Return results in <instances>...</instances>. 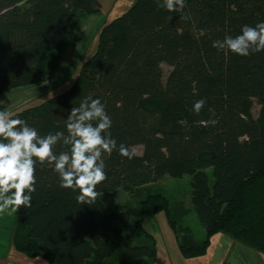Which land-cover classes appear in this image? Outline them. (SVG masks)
<instances>
[{"label":"trees","instance_id":"1","mask_svg":"<svg viewBox=\"0 0 264 264\" xmlns=\"http://www.w3.org/2000/svg\"><path fill=\"white\" fill-rule=\"evenodd\" d=\"M100 11L99 0H0V93L50 81L64 49L77 44V20ZM261 21L264 0H186L176 12L136 0L106 24L73 84L11 115L44 136L66 131L67 116L84 98H99L117 145L143 152L131 160L115 150L103 155L107 180L91 205L59 186L54 165L37 164L32 206L18 211L16 249L48 264H151L158 244L144 223L164 212L186 259L205 255L219 233L264 255V52L242 57L212 47ZM163 64L172 67L166 80ZM199 99L206 104L196 114ZM185 175L206 233L199 242L182 237L162 194H146L133 225L128 204L106 210L104 193H135Z\"/></svg>","mask_w":264,"mask_h":264},{"label":"clouds","instance_id":"2","mask_svg":"<svg viewBox=\"0 0 264 264\" xmlns=\"http://www.w3.org/2000/svg\"><path fill=\"white\" fill-rule=\"evenodd\" d=\"M158 8L176 12L186 7V0H156ZM188 20L189 16H181ZM218 51L247 57L264 52V21L255 26L243 25L241 34L226 35L213 41ZM206 100L193 104L199 114ZM209 123L215 124L216 121ZM66 131L49 132L41 136L27 121L12 118L6 110H0V213L10 209L32 206V194L36 192V166L52 164L58 175L59 186L78 192L77 201L91 205L98 195L96 188L107 180L105 153L114 150L129 160L137 156L135 148L117 145L110 129L112 119L99 98H84L79 107H73L65 120ZM61 144L69 151H54ZM14 190V191H13Z\"/></svg>","mask_w":264,"mask_h":264},{"label":"rangeland","instance_id":"3","mask_svg":"<svg viewBox=\"0 0 264 264\" xmlns=\"http://www.w3.org/2000/svg\"><path fill=\"white\" fill-rule=\"evenodd\" d=\"M134 3L135 1L131 0L129 6L124 8L131 7ZM101 14L97 15L99 20L105 18V15ZM89 17H91V15L82 17L75 23L76 38L79 34L83 33V24ZM77 45L78 42L75 46L68 45L64 49L60 57L58 70L55 72L52 79L44 85L9 89L0 93V110H6L12 114L16 111H22L26 108L37 106L48 100L50 97L61 93L73 84L80 66L92 55V53L96 51L98 44L97 42H94L89 50L87 48L84 49L85 52L83 51L82 55L73 61V55L82 51L81 49L76 48ZM162 69L164 73V80H166L172 70V67L167 64H163ZM259 112L260 105L254 101L252 113L255 117H258ZM135 150L138 154H142L143 147L136 146ZM210 179L212 183L214 179L211 173ZM191 191V176L185 175L183 178H171L166 176L159 182L138 190L135 193H127L124 191H119L117 193L108 192L102 194V197L105 201L107 211H113L122 204H128L130 206L131 225H133L140 216V202L146 194L150 192L162 194L168 199L172 207L173 215L178 222L182 237L187 240L186 242H199L205 238L206 233L192 207ZM0 227L4 228L3 231H0L2 234L0 238L6 239V237H9L8 240H0V256L5 253V251L13 248L29 259L42 258L41 256L34 258L29 257L16 249L14 239L19 229L18 211L11 212V210L8 209L5 210V212L0 213ZM144 227L146 231L157 236L161 247L164 245L173 257H177L176 255L179 254L178 242L176 241V236L168 224V220L164 212H160L147 219L144 223ZM147 262L148 261L144 260V262L140 264H149ZM155 263L156 260L151 264Z\"/></svg>","mask_w":264,"mask_h":264},{"label":"crops","instance_id":"4","mask_svg":"<svg viewBox=\"0 0 264 264\" xmlns=\"http://www.w3.org/2000/svg\"><path fill=\"white\" fill-rule=\"evenodd\" d=\"M130 1L131 0H99L101 11L97 14L91 15V17H89L83 24V33L79 34L77 37L78 45L76 47L82 51L73 55V61L82 55L84 49L87 48L89 50L94 42H97L98 44V35L101 29L113 19L129 10L130 7H124L129 6ZM101 13L105 15V18L99 20L97 15ZM3 230L4 228L0 227V231ZM1 235L2 234L0 233V236ZM154 236L156 237L158 244V255L155 264H264V255L262 253L247 247L222 233L216 234L211 238L210 247L205 255L189 259L184 258L180 253V250L179 254L176 255L177 257H173L164 245L161 247L157 236ZM8 239L9 237H6V239L0 238V240ZM0 264L48 263L43 258L29 259L11 248L0 256Z\"/></svg>","mask_w":264,"mask_h":264}]
</instances>
